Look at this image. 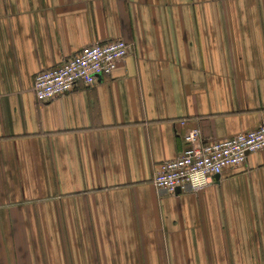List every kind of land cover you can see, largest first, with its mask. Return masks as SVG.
<instances>
[{
	"label": "crops",
	"instance_id": "crops-1",
	"mask_svg": "<svg viewBox=\"0 0 264 264\" xmlns=\"http://www.w3.org/2000/svg\"><path fill=\"white\" fill-rule=\"evenodd\" d=\"M123 39L96 86L34 80ZM264 124V0H0V264H264V150L203 190L153 179Z\"/></svg>",
	"mask_w": 264,
	"mask_h": 264
},
{
	"label": "built area",
	"instance_id": "built-area-1",
	"mask_svg": "<svg viewBox=\"0 0 264 264\" xmlns=\"http://www.w3.org/2000/svg\"><path fill=\"white\" fill-rule=\"evenodd\" d=\"M130 45L123 39L94 42L81 47L57 67L38 73L34 95L38 103L52 102L74 92L80 83L96 86L102 75H111L128 56ZM186 146L175 159L165 161L153 183L170 194L199 191L216 176L243 167L248 157L264 150V124L224 140L205 143L199 128L184 137Z\"/></svg>",
	"mask_w": 264,
	"mask_h": 264
},
{
	"label": "water",
	"instance_id": "water-1",
	"mask_svg": "<svg viewBox=\"0 0 264 264\" xmlns=\"http://www.w3.org/2000/svg\"><path fill=\"white\" fill-rule=\"evenodd\" d=\"M216 177H218V176H216ZM178 193H180V191H178Z\"/></svg>",
	"mask_w": 264,
	"mask_h": 264
}]
</instances>
